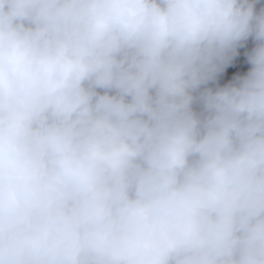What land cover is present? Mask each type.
Wrapping results in <instances>:
<instances>
[{"label":"clouds","instance_id":"clouds-1","mask_svg":"<svg viewBox=\"0 0 264 264\" xmlns=\"http://www.w3.org/2000/svg\"><path fill=\"white\" fill-rule=\"evenodd\" d=\"M257 3L0 0V264H264Z\"/></svg>","mask_w":264,"mask_h":264},{"label":"water","instance_id":"water-1","mask_svg":"<svg viewBox=\"0 0 264 264\" xmlns=\"http://www.w3.org/2000/svg\"><path fill=\"white\" fill-rule=\"evenodd\" d=\"M261 5H264V0H258L257 7L259 8ZM253 46L254 42L250 38L243 46L238 48V54L230 65H228L225 70L217 76L216 80L210 81L207 87H211L213 89L223 87L230 83L236 75H243L246 73L250 67L247 63L246 53L250 51Z\"/></svg>","mask_w":264,"mask_h":264}]
</instances>
